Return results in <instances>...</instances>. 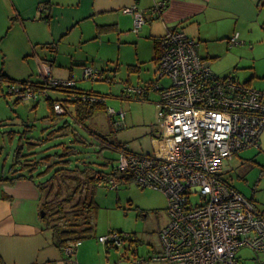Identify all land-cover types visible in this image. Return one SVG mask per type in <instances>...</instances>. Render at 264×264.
<instances>
[{
    "label": "built area",
    "instance_id": "1",
    "mask_svg": "<svg viewBox=\"0 0 264 264\" xmlns=\"http://www.w3.org/2000/svg\"><path fill=\"white\" fill-rule=\"evenodd\" d=\"M164 0L153 3V13L164 7ZM132 13L134 30L140 31L144 14L136 4L123 8ZM238 32L230 45L239 42ZM161 57L156 61L155 79L147 87L127 86L126 91L145 95L159 92L162 136L171 147L166 154L139 153L119 142L115 166L100 177L99 184L118 188L134 180L142 187H152L165 193L168 199V222L160 229L161 248L140 264L163 261L167 264H241L237 251L248 247L264 252V210L256 208L223 178V163L237 152L258 146L264 130V89L241 82L232 75L218 76L208 59L198 53L199 40L181 28H171L160 39ZM83 76L100 77V72L84 67ZM167 78V83L161 79ZM42 88L55 86L72 88L74 82L48 78ZM8 83V82H6ZM9 93L21 99L36 96L29 83H8ZM70 99L97 102L93 94H72ZM56 114L68 113L70 104L53 103ZM112 128L126 126L125 112L107 107ZM192 195L199 198L193 201ZM130 233L111 231L99 235L98 241L120 246L132 243ZM81 240L63 248L71 254ZM134 243V242H133Z\"/></svg>",
    "mask_w": 264,
    "mask_h": 264
},
{
    "label": "rangeland",
    "instance_id": "2",
    "mask_svg": "<svg viewBox=\"0 0 264 264\" xmlns=\"http://www.w3.org/2000/svg\"><path fill=\"white\" fill-rule=\"evenodd\" d=\"M137 35L135 32L122 28L119 32L103 33L96 41H85L77 48H71L74 57L71 67L78 86L101 92L105 96L107 107L115 110L122 109L125 112L126 126L118 130L112 128L106 110L97 111L86 121L88 129L96 131L104 138L101 139L102 141L95 139L90 131L85 129V126L77 123L71 112L65 115L57 114L56 122L51 121L48 116L50 107L47 106L48 102L45 98L47 91L44 90L42 93L45 97L36 98L35 102L30 98L15 103L16 95L10 94L8 83L2 81L0 86V147H3V163L1 161L0 167L6 174L9 172L8 168L18 146L22 147L23 153H31L28 155L30 156L28 161L32 163L49 155V158L41 159V165L33 172L37 175L44 169V166L57 161L59 154L67 151L66 145L72 144L71 140L75 137L77 140L84 137L90 143L85 145L84 142H80L81 139L74 141L75 145H73L77 150H69L73 151L69 154L71 163L67 165L70 168L82 167L84 162L92 160L95 161L92 165L95 168L105 172L109 171L112 166L116 165L118 159V150L113 147V144L119 142L127 143L128 148L134 152H153L154 136L152 133L159 134L162 129L161 119L157 114L159 104L156 102L159 99V92L152 90L149 92V99H138L134 97L135 93L124 91L127 86L147 85L157 75L155 73L156 62L153 60V39L141 31L139 35L143 38L135 41ZM203 44L204 42H201L198 46L197 51L200 55L207 52ZM228 50L231 53L221 55L211 61V70L215 75L232 74L243 82L245 78L253 74L254 78L248 85L264 89V36L252 46L248 45L246 50L239 49L237 46ZM48 53L52 54L53 51L38 46L34 54L33 52L27 55L13 54L6 59L0 55V70L18 79L29 78L41 81L44 77L41 76L42 71L36 57H41L51 64L52 58ZM69 54L60 53L58 60H68L70 56L67 55ZM129 64H136L140 68L135 71L130 68L132 66ZM55 67L54 75L57 76L67 75L70 71L69 67L59 66L58 63ZM84 67L102 72L101 78L83 77ZM167 82V78L161 79V83ZM49 91L52 96L64 93L63 90L54 88H50ZM39 92H36L37 97H39ZM127 94H131V97L129 98ZM65 121H68L70 126L58 129V126L60 127ZM44 125L47 126L48 134L51 133L48 135L49 139L41 140L36 144L35 136L40 134L41 127ZM10 130L15 132L13 138L10 137ZM258 144V146L244 148L232 158L226 159L224 169L229 171H224L223 176L227 174L231 177L230 184L234 185L244 196L251 197L253 192L254 200L261 206L264 205V130L259 135ZM60 165L63 164H57L54 167ZM50 175L51 173L43 176L40 182ZM54 182L56 183L57 179H54ZM65 193H67L66 189ZM52 195L46 199L52 198ZM93 196L97 207L92 214L94 229L89 234V238L97 239L99 235L120 231L133 235L132 237L136 240L133 241V246L136 245L140 253H146V250L152 247L161 248L159 231L168 222L166 212L168 199L163 191L152 187H142L134 180H128L121 183L117 189L98 185L94 189ZM197 197V195H192L191 198L196 201L199 199ZM45 218L49 219L51 216L48 214ZM128 244L129 241L125 240L120 246ZM259 254L248 247H242L237 251V256L247 264H260V259L255 260V256Z\"/></svg>",
    "mask_w": 264,
    "mask_h": 264
},
{
    "label": "crops",
    "instance_id": "3",
    "mask_svg": "<svg viewBox=\"0 0 264 264\" xmlns=\"http://www.w3.org/2000/svg\"><path fill=\"white\" fill-rule=\"evenodd\" d=\"M158 1L161 0H0V55L6 59L13 54L27 55L30 52L34 54L38 46L48 48L54 53V55L48 53L52 58L51 64L41 57H36L42 71L41 76L44 77L41 81L29 78L18 79L3 70H0V74L12 79L14 83L27 81L43 85L49 77L70 80L74 82L75 88L97 92L78 86L71 67L74 61L71 48H77L85 41H96L103 33L119 32L123 28L138 34L135 41H139L143 38L139 33L143 31L145 35L153 39L154 51V39L160 40L171 28H181L188 35L198 39L199 46L201 42H204L207 52L201 56L209 60L210 67L214 58L231 53L228 50L231 47L237 46L239 49L246 50L248 45L252 46L264 36V0H164L165 5L160 12L153 13L151 7ZM131 4H136L144 14L145 22L138 32L134 30L133 14L123 11L124 7ZM235 32H238L239 42L230 45L229 40ZM60 53H70L67 55L70 56L69 59L58 60ZM57 63L59 66L69 67V73L62 76L54 75ZM129 65L135 71L140 68L136 64ZM101 73L97 78H101ZM253 78L252 74L243 82L251 84ZM2 81L4 80L0 79V86ZM147 85L136 87L143 88ZM35 88L36 92H40L39 97L36 95L31 98L34 102L38 98L45 97L42 94L44 90L47 91L45 97L47 102L48 99H64L67 95L66 91H63L64 93L58 94L59 96H52L49 90L54 87L51 86ZM150 91L145 93L147 99H149ZM127 93L130 92L127 91ZM127 96L130 98L131 94ZM136 96L139 94L135 93L134 97ZM17 99L16 96L15 103L23 100ZM48 116L51 121L56 122V118L51 115V109ZM67 123L69 124L65 121L60 127L58 126V129H63ZM46 127V125L41 127L40 134L35 136L37 144L41 140L49 139L48 135L51 133L48 134ZM85 129L89 130L95 139L100 141L104 139L96 131L88 129L87 124ZM10 131H13L10 134L13 138L15 132ZM152 136H154V149L151 153L166 154L171 147L169 138H163L162 131L159 134L152 133ZM80 139L78 140L87 145L90 143L84 137ZM2 148L0 147V165L3 159ZM27 158L29 159L30 156L27 155ZM91 162L95 164V161L91 160ZM11 164L8 174L0 167V264H140L138 262L140 258H147L153 252L160 250V247L156 249L152 247L150 250L147 249L146 253H140L137 250L138 247L133 246L134 243H129L127 246H115L87 237L81 240L73 253H65L64 248L54 241L53 231L41 214L45 194L38 182L43 177L30 173L28 169L14 171L16 167L12 169ZM224 168L223 163V172L229 171ZM223 172H221L222 176ZM19 174H26V176L17 177ZM223 178L229 184L231 183V177L227 174ZM252 195L245 197L254 201L256 208L264 210V205H258ZM257 253L260 254L255 256V260L260 259V264H264V252ZM237 257L241 264H247L241 260L242 258ZM149 264L167 263L151 261Z\"/></svg>",
    "mask_w": 264,
    "mask_h": 264
},
{
    "label": "trees",
    "instance_id": "4",
    "mask_svg": "<svg viewBox=\"0 0 264 264\" xmlns=\"http://www.w3.org/2000/svg\"><path fill=\"white\" fill-rule=\"evenodd\" d=\"M162 47L160 45L159 39H154V55L153 60L156 62L162 54ZM132 68V67H130ZM0 79L8 82L14 83L10 78L4 77L3 74H0ZM18 83H29L27 81H22ZM35 90V87L39 88L42 85L29 83ZM53 87V86H51ZM55 89H60L66 91V98L60 99L65 104H70L73 108L71 111L74 120L86 127V121L94 115L97 111L107 110V106L105 104V96L101 94V92H94L89 90H81L75 88H62L55 87ZM72 94H93L101 97L97 102H84L80 99H70ZM135 98L138 99H147L146 95H139ZM21 99V98H18ZM17 99V100H18ZM56 101L52 99H48V106L51 109V115L56 117L57 114L53 110V103ZM68 112H70V108H68ZM70 125L67 123L64 125V128H68ZM62 127V128H63ZM60 129V128H59ZM13 131H9L11 134ZM77 138H73L71 140L72 144L75 143ZM43 141V140H42ZM78 141V140H77ZM81 142V141H80ZM37 144V143H36ZM61 144V143H59ZM57 144V145H59ZM86 145V143L84 142ZM116 144V143H114ZM113 144V145H114ZM67 151L59 154V159L47 166H44L43 170L39 171L37 174L39 176H45L49 173L51 175L44 179V181L38 182V185L43 190L45 194L44 203L42 206V210H44L45 217L46 215H50L51 218L46 220L47 225L52 229L54 235V241L60 247H64L66 244L76 241L82 240L83 238L89 237L90 233L94 229L93 225V213L97 207L96 202H94L93 192L96 186L100 185V177L105 172L101 169L95 168L93 162L86 161L81 166L82 167H68L71 163L69 154L73 151L69 150H77L74 145H66ZM21 146H18L13 156V162L11 164V168L14 171L28 169L30 173H33L37 167L41 165V159L49 158V155L41 157L40 160L35 163L28 161L27 155L29 153H23L21 150ZM1 152V149H0ZM57 151H55L56 153ZM31 154V153H30ZM48 156V157H47ZM57 164H63L58 167H54ZM26 176V174H19L17 177ZM32 176V175H28ZM54 179H57V182H54ZM128 181V179H127ZM66 192L64 194V190ZM53 194V195H52ZM52 198L46 199L51 196ZM48 207V208H47ZM136 241V240H133Z\"/></svg>",
    "mask_w": 264,
    "mask_h": 264
},
{
    "label": "water",
    "instance_id": "5",
    "mask_svg": "<svg viewBox=\"0 0 264 264\" xmlns=\"http://www.w3.org/2000/svg\"><path fill=\"white\" fill-rule=\"evenodd\" d=\"M41 214H42V216H44V215H45V212H44V210H41Z\"/></svg>",
    "mask_w": 264,
    "mask_h": 264
}]
</instances>
